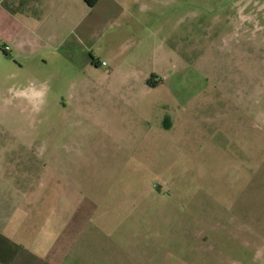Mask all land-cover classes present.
Segmentation results:
<instances>
[{
    "label": "rangeland",
    "instance_id": "rangeland-1",
    "mask_svg": "<svg viewBox=\"0 0 264 264\" xmlns=\"http://www.w3.org/2000/svg\"><path fill=\"white\" fill-rule=\"evenodd\" d=\"M61 2L50 56L0 32V210L51 264H264V0Z\"/></svg>",
    "mask_w": 264,
    "mask_h": 264
},
{
    "label": "crops",
    "instance_id": "crops-1",
    "mask_svg": "<svg viewBox=\"0 0 264 264\" xmlns=\"http://www.w3.org/2000/svg\"><path fill=\"white\" fill-rule=\"evenodd\" d=\"M93 7L88 6L90 9ZM77 21L74 11L61 0H0V32L7 29L5 39L12 42L18 57L50 56L64 43L62 26L70 23L73 27ZM3 41L0 33V47L8 53L10 49L2 44ZM27 218L28 212L0 210V264H51L50 228L45 225L40 228L26 226L23 219ZM85 228L76 226L74 234ZM73 247L70 245L63 252L60 250L56 264H67V255ZM72 263L76 264L77 260ZM87 264H93V260Z\"/></svg>",
    "mask_w": 264,
    "mask_h": 264
},
{
    "label": "trees",
    "instance_id": "trees-1",
    "mask_svg": "<svg viewBox=\"0 0 264 264\" xmlns=\"http://www.w3.org/2000/svg\"><path fill=\"white\" fill-rule=\"evenodd\" d=\"M89 7L95 6L97 0H83ZM150 87H155L156 84L154 82L149 83Z\"/></svg>",
    "mask_w": 264,
    "mask_h": 264
},
{
    "label": "flooded vegetation",
    "instance_id": "flooded-vegetation-1",
    "mask_svg": "<svg viewBox=\"0 0 264 264\" xmlns=\"http://www.w3.org/2000/svg\"><path fill=\"white\" fill-rule=\"evenodd\" d=\"M263 75H264V74H263ZM262 79H264V76H263V78H262ZM263 82H264V81H262V83H263ZM262 83H258V84H257V85H258V87H259V85H260V84H262ZM263 101H264V99H263ZM255 102H256V104H257V105H259V104H260V102H259L258 100H256Z\"/></svg>",
    "mask_w": 264,
    "mask_h": 264
},
{
    "label": "built area",
    "instance_id": "built-area-1",
    "mask_svg": "<svg viewBox=\"0 0 264 264\" xmlns=\"http://www.w3.org/2000/svg\"><path fill=\"white\" fill-rule=\"evenodd\" d=\"M105 65V63H101V66H104Z\"/></svg>",
    "mask_w": 264,
    "mask_h": 264
}]
</instances>
